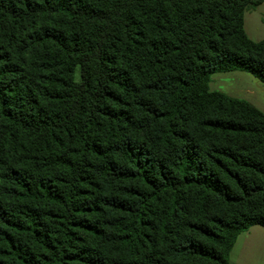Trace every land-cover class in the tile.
I'll return each instance as SVG.
<instances>
[{
    "label": "trees",
    "instance_id": "obj_1",
    "mask_svg": "<svg viewBox=\"0 0 264 264\" xmlns=\"http://www.w3.org/2000/svg\"><path fill=\"white\" fill-rule=\"evenodd\" d=\"M264 0H0V264H230L264 228Z\"/></svg>",
    "mask_w": 264,
    "mask_h": 264
},
{
    "label": "crops",
    "instance_id": "obj_2",
    "mask_svg": "<svg viewBox=\"0 0 264 264\" xmlns=\"http://www.w3.org/2000/svg\"><path fill=\"white\" fill-rule=\"evenodd\" d=\"M251 12H254L257 16L251 15L249 17L250 28L248 32L244 14V30L250 40L258 42L264 39V2L252 9ZM229 263L264 264V228L253 226L248 231L240 234L231 250Z\"/></svg>",
    "mask_w": 264,
    "mask_h": 264
},
{
    "label": "rangeland",
    "instance_id": "obj_3",
    "mask_svg": "<svg viewBox=\"0 0 264 264\" xmlns=\"http://www.w3.org/2000/svg\"><path fill=\"white\" fill-rule=\"evenodd\" d=\"M251 11L245 13L248 32L250 28L249 17L251 15L257 16ZM209 87L212 91H219L232 98L245 100L264 112V86L250 74L241 72L214 74L211 77Z\"/></svg>",
    "mask_w": 264,
    "mask_h": 264
}]
</instances>
